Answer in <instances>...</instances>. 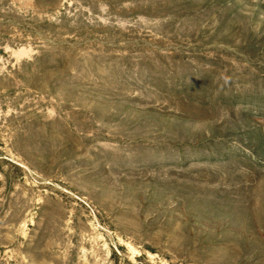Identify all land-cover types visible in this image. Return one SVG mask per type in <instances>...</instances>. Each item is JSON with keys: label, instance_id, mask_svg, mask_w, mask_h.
Listing matches in <instances>:
<instances>
[{"label": "rangeland", "instance_id": "374dc122", "mask_svg": "<svg viewBox=\"0 0 264 264\" xmlns=\"http://www.w3.org/2000/svg\"><path fill=\"white\" fill-rule=\"evenodd\" d=\"M0 264H264V0H0Z\"/></svg>", "mask_w": 264, "mask_h": 264}]
</instances>
